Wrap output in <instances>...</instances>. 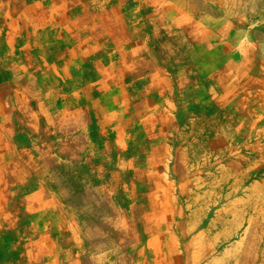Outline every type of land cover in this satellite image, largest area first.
Instances as JSON below:
<instances>
[{"label":"crops","instance_id":"obj_1","mask_svg":"<svg viewBox=\"0 0 264 264\" xmlns=\"http://www.w3.org/2000/svg\"><path fill=\"white\" fill-rule=\"evenodd\" d=\"M133 3L126 30L121 1L0 0V264H220L188 154L206 144L157 122L190 129L173 113L172 24ZM249 184L264 213V175Z\"/></svg>","mask_w":264,"mask_h":264},{"label":"rangeland","instance_id":"obj_2","mask_svg":"<svg viewBox=\"0 0 264 264\" xmlns=\"http://www.w3.org/2000/svg\"><path fill=\"white\" fill-rule=\"evenodd\" d=\"M113 1L124 2L127 9L111 22L130 30L133 0ZM136 5L143 15L157 11L160 20L172 24L175 41L169 48L179 65L173 78L183 84L175 92L184 89L172 103L173 113L183 116L180 121L190 129L176 132L178 118L157 122L172 132L170 141L177 145L188 142L197 149L206 144V151L188 153L191 174L205 178L194 183L205 206L202 227L214 219L220 223V264H254L252 245L261 239L264 224L261 194L253 199L249 184L264 175V0H136ZM158 138L165 141V135ZM173 236L177 239L176 231ZM157 237L162 245L173 238L165 231ZM204 238L212 240V230Z\"/></svg>","mask_w":264,"mask_h":264}]
</instances>
